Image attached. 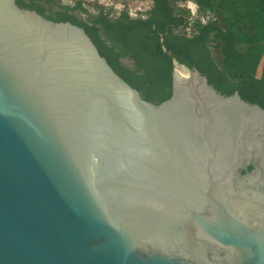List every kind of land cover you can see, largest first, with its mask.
I'll use <instances>...</instances> for the list:
<instances>
[{
    "label": "water",
    "instance_id": "obj_1",
    "mask_svg": "<svg viewBox=\"0 0 264 264\" xmlns=\"http://www.w3.org/2000/svg\"><path fill=\"white\" fill-rule=\"evenodd\" d=\"M160 43L156 105L82 28L0 0V264H264V110Z\"/></svg>",
    "mask_w": 264,
    "mask_h": 264
},
{
    "label": "trees",
    "instance_id": "obj_2",
    "mask_svg": "<svg viewBox=\"0 0 264 264\" xmlns=\"http://www.w3.org/2000/svg\"><path fill=\"white\" fill-rule=\"evenodd\" d=\"M158 6H166L168 0H153ZM173 1V0H172ZM191 1L202 13L217 14L222 19V25L216 22L206 24L195 23L192 27L199 33L193 41L199 38L210 43L214 54V62L209 60L205 64L200 51L196 46L193 50L186 49V45L181 50L171 49L166 43L165 47L171 51L172 55L189 68H196L204 75L219 94L230 96L237 92L240 98L249 103L257 104L264 110V0H176ZM20 8L36 9L39 15L45 18L55 16L54 22H70L78 27H82L85 33L91 38L99 54L103 57L113 71L130 87L135 89L147 102L160 104L170 98V64L154 65L145 64V74L133 77L121 67H115L110 59L101 51L97 33L99 19H96L92 26L78 19L75 11L84 12L77 2L74 6L53 4V1L35 0H15ZM48 4L56 5L51 8ZM102 13V10H97ZM186 15L185 11H181ZM90 16V15H88ZM123 18H128L126 13H122ZM107 24V22H104ZM93 32V34H92ZM106 52H108L106 50ZM156 54V53H155ZM158 54V55H157ZM155 55L159 57L160 49ZM164 60L167 58L164 56ZM143 65V64H142ZM218 68L223 83L219 81L212 72L211 67ZM143 77V78H142ZM250 170V168H248Z\"/></svg>",
    "mask_w": 264,
    "mask_h": 264
},
{
    "label": "flooded vegetation",
    "instance_id": "obj_3",
    "mask_svg": "<svg viewBox=\"0 0 264 264\" xmlns=\"http://www.w3.org/2000/svg\"><path fill=\"white\" fill-rule=\"evenodd\" d=\"M28 10L39 14L36 9ZM181 11L184 10L177 8L172 0H168L166 6H158L151 0V6L139 16L123 18L122 13L111 16L104 12H97L95 16H85L80 20L90 27L96 19H99L96 27L98 28V40L102 42V46L100 44L101 51L115 67L123 68L126 73L133 77L145 74V68L143 67L145 64H151L152 62L154 65H161L162 63L166 65V62H169L171 89L172 65L169 58L161 50V39L164 47L166 43L174 50H181L186 44L188 50L195 49L194 47L190 49V45L196 46L206 65L210 63L209 60L214 62L215 58L210 43L205 40L199 38L195 43H187V41H193L199 33L192 26L188 27L186 15ZM46 19L54 22L55 16L52 15L51 18ZM104 22H107V24ZM158 49H160L161 54L156 57ZM169 52L171 53V51ZM164 56L167 61L164 60ZM214 66L211 67L213 75L219 81L226 83L215 72H219V69L214 68Z\"/></svg>",
    "mask_w": 264,
    "mask_h": 264
},
{
    "label": "rangeland",
    "instance_id": "obj_4",
    "mask_svg": "<svg viewBox=\"0 0 264 264\" xmlns=\"http://www.w3.org/2000/svg\"><path fill=\"white\" fill-rule=\"evenodd\" d=\"M48 1V0H35ZM53 4H62L66 6H74L77 2L81 5L84 12L75 11L74 15L78 19H83L85 16H95L97 10H102L104 13L116 16L119 13H126L129 17L139 16L143 14L151 6V0H49ZM48 4L51 8H56V5ZM173 4L186 12L188 27L195 23L206 24L216 22L222 25V19L219 15L213 13H202L197 6L191 1H176Z\"/></svg>",
    "mask_w": 264,
    "mask_h": 264
}]
</instances>
